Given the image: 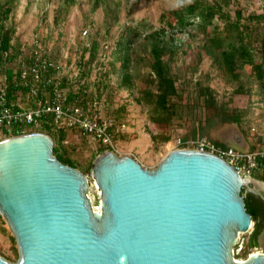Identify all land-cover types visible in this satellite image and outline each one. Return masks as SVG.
Wrapping results in <instances>:
<instances>
[{"label":"water","instance_id":"1","mask_svg":"<svg viewBox=\"0 0 264 264\" xmlns=\"http://www.w3.org/2000/svg\"><path fill=\"white\" fill-rule=\"evenodd\" d=\"M53 151L44 133L0 141V215L18 251L0 264H264L234 258L257 229L242 195L252 185L218 156L177 149L147 170L104 152L90 170L94 211L88 178Z\"/></svg>","mask_w":264,"mask_h":264},{"label":"rangeland","instance_id":"2","mask_svg":"<svg viewBox=\"0 0 264 264\" xmlns=\"http://www.w3.org/2000/svg\"><path fill=\"white\" fill-rule=\"evenodd\" d=\"M198 1L204 5L215 3L221 12L211 26L204 28L195 20L181 31L175 29L173 20H169L172 28L167 26L160 20V15L164 11L187 7L191 0H0V15L2 8L10 2L8 22L20 29L19 36H27L40 20H44L51 33L49 42L63 63H75L79 55L88 57L84 44H91L92 52L85 60L92 70H88L91 77L95 69L103 65L97 53L105 52L110 69L99 84L91 83L90 88L101 100V116L126 126L124 133L115 136V140L119 139L116 141V155L132 157L143 168L155 170L177 138H205L215 145L221 144L239 151L254 150L264 142L263 89L252 68L245 66L236 69L238 79L233 80L223 74L203 49L209 37L219 33L230 35V32L223 30L226 19L233 22L240 15V25L248 31L250 47L255 51L256 62H259L264 53V0ZM260 16L263 18L260 19ZM257 17L259 20H254ZM83 29H88L90 35L84 41L81 40ZM161 29L165 32L162 37L165 43L174 40V47L169 50L174 52L173 55L170 56L167 51L163 58L169 64L182 97L174 100L179 103L178 116L170 125L154 123L153 107L143 102V92L155 90V84L152 83L154 77L150 74V48L143 36L134 43L131 87L123 85L120 76L113 70L114 49L124 35L131 36L130 32L134 31L150 33ZM118 65L115 64V69ZM206 88L211 91L216 109L207 105L206 95H201V90ZM216 112L239 120L235 123L215 118V123H208V119L215 116ZM251 129H255L254 135ZM151 135L157 136L155 143L151 141ZM164 138L169 141L163 142ZM65 139L66 144L56 143L54 148L68 150L69 158L77 170L89 180L88 196L92 207L99 208L100 192L91 178L90 170L94 160L104 153L103 148L83 140L75 132L66 133ZM87 169L90 170L85 172ZM251 179L252 186H247L244 191H261L260 185L255 184L261 181L253 176ZM249 235L250 232L240 236L234 248L235 260H245L255 252L264 254V235L258 245L248 244ZM0 257L9 263L18 260L16 242L1 215Z\"/></svg>","mask_w":264,"mask_h":264},{"label":"built area","instance_id":"3","mask_svg":"<svg viewBox=\"0 0 264 264\" xmlns=\"http://www.w3.org/2000/svg\"><path fill=\"white\" fill-rule=\"evenodd\" d=\"M10 30L13 35L5 45L0 37V141L44 133L54 145L66 144V133L75 132L83 140L99 145L103 152L117 154L115 136L124 133L126 126L101 116V100L90 88L91 83L99 84L110 69L105 52L97 53L103 65L91 77L85 61L92 52L91 44H84L88 57L79 55L75 63L67 64L58 59L50 44L51 33L44 20L27 36H19L20 29L6 22L4 32ZM89 36L88 29H83L81 40ZM251 132L254 135L256 131ZM172 144L169 151L189 149L214 154L242 179H251L264 167V142L252 151L222 148L205 138H177Z\"/></svg>","mask_w":264,"mask_h":264},{"label":"trees","instance_id":"4","mask_svg":"<svg viewBox=\"0 0 264 264\" xmlns=\"http://www.w3.org/2000/svg\"><path fill=\"white\" fill-rule=\"evenodd\" d=\"M8 6H10V2L7 3L6 7L2 8V13L0 15V37L2 38L4 45L13 35V30L4 32V24L8 22L11 12V9ZM220 12L221 9L215 3H213V5H204L198 0H191V4L189 6L180 10L164 11L160 15V20L165 22L170 28H172V23L169 20H173L175 29L180 31L185 30L188 26H191L195 20H198L203 27L206 28L207 26L213 25V21ZM259 18L262 19L263 17L260 16ZM259 18L257 17L253 19L259 20ZM240 21V15H237L236 20L233 22L226 19L223 30L225 32H230V35L223 36V33H219V35L215 34L213 37H209L204 43L203 49L207 55L213 59L223 74L233 80L238 79L236 69L250 66L259 81L261 88L263 89L264 96V53L261 55L260 61L256 62L255 51L251 49L249 44L248 31L243 30L240 25ZM164 33V30L161 29L150 33H147V31H134V33L130 32L131 36L124 35L122 39L117 42L114 49L113 70L120 76L121 83L130 88L133 80L130 70L133 67L132 55L135 51L134 43L143 36L145 42H148L149 44L150 57L152 59L150 74L154 77V81L152 83L155 84L154 91L145 90L143 92V102L145 105L153 107L152 110L155 116L153 120L154 123L159 124L164 122L167 125H170L172 120L178 116L177 108L179 103H175L174 100L182 97L176 87V80L170 72L169 64L163 58L168 52H170V56L174 53L169 51L174 47V40L171 39L169 42L165 43L162 40ZM116 63L119 64L117 69L114 67ZM201 95L207 96V105L209 107L215 109L217 108V104L214 103L210 89H202ZM215 114V116L208 119V123L214 122L213 120L215 118H219V120L223 122L231 121L236 123L239 120L237 117L227 116L219 112H216ZM48 134L51 135L49 132ZM150 138L153 143L157 141V136L155 135H151ZM183 140H185V138ZM168 141V138L163 139V142ZM217 146L227 148L221 144H217ZM53 154L63 165L77 169L73 161L69 158V152L67 149L63 147L54 148ZM89 170L90 169H87L85 172H88ZM252 176L258 178V180L264 183V167H262L260 171L253 173ZM252 198L253 197L249 195L244 199L246 211L252 216L253 221H258L263 227L264 218L262 220L258 209L251 202Z\"/></svg>","mask_w":264,"mask_h":264},{"label":"flooded vegetation","instance_id":"5","mask_svg":"<svg viewBox=\"0 0 264 264\" xmlns=\"http://www.w3.org/2000/svg\"><path fill=\"white\" fill-rule=\"evenodd\" d=\"M242 195L244 196V199L247 198V196L251 195L253 198L251 200V202L253 203V205L258 209V212L260 213V216L263 220L264 218V192L260 191V190H248V191H242ZM257 222V229L255 231V234L253 237H251L250 235L247 238V242L248 244H260L259 240L260 238L263 236V232H264V226L262 227L261 224Z\"/></svg>","mask_w":264,"mask_h":264},{"label":"bare ground","instance_id":"6","mask_svg":"<svg viewBox=\"0 0 264 264\" xmlns=\"http://www.w3.org/2000/svg\"><path fill=\"white\" fill-rule=\"evenodd\" d=\"M243 181H244V183L245 184H247V183H252L253 182V180L252 179H243ZM255 182V181H254ZM255 184H258V186L260 185V187L262 188V192H264L263 190V188H264V186H263V184H261V183H255ZM91 199V198H90ZM236 261H241V260H236Z\"/></svg>","mask_w":264,"mask_h":264},{"label":"crops","instance_id":"7","mask_svg":"<svg viewBox=\"0 0 264 264\" xmlns=\"http://www.w3.org/2000/svg\"><path fill=\"white\" fill-rule=\"evenodd\" d=\"M25 8H27V10H28V7H27V6H26ZM25 8H24V10H25ZM24 12H25V11H24ZM118 140H119V139H116V141H118ZM57 148H58V147H57ZM252 150H253V149H252ZM252 150H251V151H252ZM246 151H247V150H246Z\"/></svg>","mask_w":264,"mask_h":264}]
</instances>
